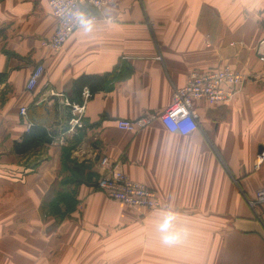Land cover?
I'll return each instance as SVG.
<instances>
[{
    "label": "crops",
    "instance_id": "0c3cea01",
    "mask_svg": "<svg viewBox=\"0 0 264 264\" xmlns=\"http://www.w3.org/2000/svg\"><path fill=\"white\" fill-rule=\"evenodd\" d=\"M97 13L54 51L49 0H0V264H264V203H253L264 187V0H133ZM225 66L246 76L243 88L228 102L196 100L198 129L169 132L158 115L174 89ZM107 72L84 128L15 151L39 115L21 107L57 106L61 117L74 79ZM148 114L137 132L117 125ZM64 148L81 172L64 168ZM102 157L160 207L98 190Z\"/></svg>",
    "mask_w": 264,
    "mask_h": 264
},
{
    "label": "built area",
    "instance_id": "2783aa9c",
    "mask_svg": "<svg viewBox=\"0 0 264 264\" xmlns=\"http://www.w3.org/2000/svg\"><path fill=\"white\" fill-rule=\"evenodd\" d=\"M125 1L133 0H49L51 12L57 19L58 25L46 44L54 51L61 50L75 30L100 20L98 10L107 5H116ZM258 52L260 59L264 61L263 45L259 47ZM43 72L44 66L38 64L29 76L27 89L32 90L36 87ZM245 81V75L228 66L208 72L193 70L188 74L186 83L174 89L171 105L158 116L169 132L188 135L198 129L197 114L194 109L196 100L204 99L213 104L231 101L243 88ZM55 94L53 92V95ZM91 96L89 89L85 88L80 103L65 98L64 103L70 107L72 114L66 132H76L85 127L83 117L87 101ZM27 111L28 107L25 106L20 109L23 116H27ZM155 117L157 115L148 114L136 120L120 119L117 125L120 129L137 132L148 126ZM64 133L55 140L62 143ZM99 164L102 170L96 187L108 198L135 209L149 210L160 207L161 201L154 190L141 182L132 180L122 169L108 162L105 157L100 159ZM253 203H264V187L257 191Z\"/></svg>",
    "mask_w": 264,
    "mask_h": 264
},
{
    "label": "trees",
    "instance_id": "16d2710c",
    "mask_svg": "<svg viewBox=\"0 0 264 264\" xmlns=\"http://www.w3.org/2000/svg\"><path fill=\"white\" fill-rule=\"evenodd\" d=\"M115 72H107L104 74H83L78 78L74 79L72 83V95H68V99L74 102L82 101V93L84 88H88L91 94L104 89L107 84L114 78ZM6 77L4 72H0V83ZM64 113L59 117L57 112V106L53 109L54 112H50L48 105L37 106L32 105L28 108V115H37L38 117L32 119V123L28 131H26L21 140L14 143V149L17 153L23 154L27 152L30 148L38 143H52L55 141L61 133H64L69 128V121L72 117L70 107H64ZM41 113V114H40ZM68 149L64 148V168L66 164L69 163L71 171L79 173L81 172V167L77 163L70 161L68 158ZM70 179H65L64 182Z\"/></svg>",
    "mask_w": 264,
    "mask_h": 264
},
{
    "label": "rangeland",
    "instance_id": "374dc122",
    "mask_svg": "<svg viewBox=\"0 0 264 264\" xmlns=\"http://www.w3.org/2000/svg\"><path fill=\"white\" fill-rule=\"evenodd\" d=\"M142 0H140V2H141Z\"/></svg>",
    "mask_w": 264,
    "mask_h": 264
}]
</instances>
